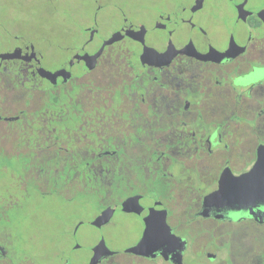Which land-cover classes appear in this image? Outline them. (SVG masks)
<instances>
[{"label":"flooded vegetation","instance_id":"flooded-vegetation-1","mask_svg":"<svg viewBox=\"0 0 264 264\" xmlns=\"http://www.w3.org/2000/svg\"><path fill=\"white\" fill-rule=\"evenodd\" d=\"M121 9L94 3L82 46L38 50L20 34L6 35L0 216L34 194L59 202L64 214L75 205L96 209L63 226L75 252L83 225L102 230L125 218L138 237L129 248L147 230L154 242L163 220L186 244L180 261L178 251L145 257L127 248L130 262L114 252L98 264L255 263L264 258V203L232 210L205 201L224 175L249 173L264 148V79L247 80L264 71V0H168L137 23ZM101 15L115 24L108 29ZM106 211L111 219L95 226ZM6 238L1 232L0 264L53 262L37 250L17 253ZM56 250L54 264H74Z\"/></svg>","mask_w":264,"mask_h":264},{"label":"rangeland","instance_id":"rangeland-1","mask_svg":"<svg viewBox=\"0 0 264 264\" xmlns=\"http://www.w3.org/2000/svg\"><path fill=\"white\" fill-rule=\"evenodd\" d=\"M97 3L103 5L116 3L131 21L137 23L144 16L156 13L157 9L165 8L168 0H97ZM93 5L92 0H0V51L10 48L6 40V35L9 34H20L31 43H35L38 50L46 45L64 48L82 46L84 38L80 30L89 26ZM100 17L101 22L103 18L105 19L102 24L108 29L115 24L116 18L112 16L109 20L106 16ZM149 39L152 40V36ZM66 60L64 58L63 62ZM240 167L233 169L237 171ZM17 198L18 202L8 204L6 216H0V228L5 224L0 233L4 232V235H7L6 240L17 253L26 255L31 249L37 250L48 256L49 261H53L51 264H54V256L59 253L56 249L61 247L74 264H88L89 248L98 239H102L109 251L118 253L120 262H130L134 259L133 256L124 253L138 238L134 230L135 224L130 218L123 219L120 227H105L102 230L88 224L83 225L78 232L80 234L77 241L82 242V246L75 252L71 249L74 242L62 232L63 226L64 224L71 226L74 220L91 219L95 208L79 210L75 205L76 208L64 214V211L62 213L58 209L59 202L52 203L51 200L38 198L34 194L29 201L23 197ZM207 225L213 224L211 222ZM198 226L201 227L202 223H198ZM251 237H254V234L248 235V238ZM249 243L248 240L242 242L243 245ZM198 246L200 247L197 251L200 253L202 248L200 244ZM259 251L264 253V248L259 247ZM226 264H264V258L260 257L255 263H246L237 257L235 261H228Z\"/></svg>","mask_w":264,"mask_h":264},{"label":"water","instance_id":"water-1","mask_svg":"<svg viewBox=\"0 0 264 264\" xmlns=\"http://www.w3.org/2000/svg\"><path fill=\"white\" fill-rule=\"evenodd\" d=\"M93 1L97 3V0ZM129 29L130 31L132 29L141 31L134 27H129ZM128 35L133 36V33L129 32ZM261 203H264V148L260 150L258 163L249 173L241 177H235L232 174L231 176L224 175L219 190L208 196L205 201L206 205H218L232 210L249 209ZM110 219L111 214L106 211L93 224L101 227ZM185 245L181 238L171 233L166 221L163 220L162 231L156 235L154 242L151 240L150 231L147 230L142 240L136 246L127 249L126 252L145 257H155V253L162 250V254L167 257V255L178 251L173 259L180 261ZM112 254L114 252L107 249L104 241H100L94 248V256L90 264H98L103 257Z\"/></svg>","mask_w":264,"mask_h":264},{"label":"clouds","instance_id":"clouds-1","mask_svg":"<svg viewBox=\"0 0 264 264\" xmlns=\"http://www.w3.org/2000/svg\"><path fill=\"white\" fill-rule=\"evenodd\" d=\"M258 79H264V71L259 72L258 75H255V76H249V77L247 78V80H248L249 83H255L256 80H258ZM235 83H236V85H239V84L241 83V80L237 79V80L235 81Z\"/></svg>","mask_w":264,"mask_h":264}]
</instances>
